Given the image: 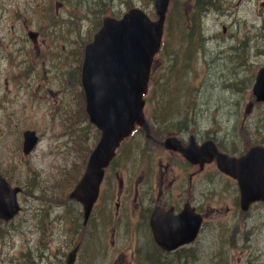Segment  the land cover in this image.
Masks as SVG:
<instances>
[{"label": "rangeland", "instance_id": "374dc122", "mask_svg": "<svg viewBox=\"0 0 264 264\" xmlns=\"http://www.w3.org/2000/svg\"><path fill=\"white\" fill-rule=\"evenodd\" d=\"M105 1L107 15L126 10L121 0H0V173L22 188L20 213L0 223V264H24L28 252L34 264H64L75 247L74 264H154L146 258L157 253L137 251L136 236L118 229L113 207L103 205L107 195L102 194L85 227L80 205L68 198L99 136L85 113L79 73L84 47L103 16L95 9ZM152 4L132 0L153 19ZM194 4L197 0L170 2L181 12L193 10ZM198 5L201 47L192 46L181 82L173 60L175 39L171 54L157 60L145 120L156 126V119L164 117L160 109L165 113L177 104L168 101L178 98L188 113L182 115L179 107L171 112L166 121L174 128L192 126V136L209 135L227 152L242 153L245 142L264 145V104L254 105L243 118L253 100L255 73L264 66V0H198ZM30 30L37 33L33 43L27 38ZM24 130L38 135L27 156L21 152ZM129 142L117 174L132 188L133 182H144L141 132L136 130ZM154 169L146 201L158 196ZM213 184L204 196L217 205L220 216L207 213L192 249L157 254L161 264L177 263L184 253L192 258L190 264H264V206L254 203L244 214L235 210L229 217L231 185L221 178ZM214 190L221 192L215 195ZM217 221L222 225L215 226Z\"/></svg>", "mask_w": 264, "mask_h": 264}, {"label": "water", "instance_id": "95a60500", "mask_svg": "<svg viewBox=\"0 0 264 264\" xmlns=\"http://www.w3.org/2000/svg\"><path fill=\"white\" fill-rule=\"evenodd\" d=\"M168 4L169 0H153L156 20H151L137 7L128 9L118 19L106 16L92 41L85 45L80 83L85 111L89 121L99 129L100 138L88 156L82 176L69 193L70 198L82 205L83 223L87 221L97 198L104 168L115 149L130 134L135 124L146 126L142 114V96L147 90L153 56L160 47ZM252 93L255 101H264V67L256 74ZM251 106L252 103L246 105L245 113ZM37 140L34 131L25 130L23 154H28ZM165 145L176 148L171 139ZM198 149L200 152L192 146L193 163L202 164L215 157L217 167L236 179L242 209H247L251 202L257 200L264 204L263 146L250 147L239 157L219 153L211 140L201 144ZM183 153L191 158L187 152ZM19 191V187L10 186L0 174V220L9 221L18 213L20 206L16 195ZM152 218L154 222V214ZM172 221L175 229L165 230L164 234L152 223L155 241L168 250L193 240L201 218L192 212V222L187 214H180ZM75 250L68 253L66 264L74 263Z\"/></svg>", "mask_w": 264, "mask_h": 264}, {"label": "flooded vegetation", "instance_id": "af4514ba", "mask_svg": "<svg viewBox=\"0 0 264 264\" xmlns=\"http://www.w3.org/2000/svg\"><path fill=\"white\" fill-rule=\"evenodd\" d=\"M166 121V119H161ZM140 128V127H137ZM153 129L164 130L161 134H150L146 136L143 128L142 141L144 156H143V174L140 179L144 182L139 184L137 181L133 182L132 188L127 187L117 174L119 171V156L130 146L128 137L124 140L118 148L115 158L105 170L103 180L100 184L98 199H101L102 194L109 198H104L103 205L114 209V218L118 222V229L122 231L128 230L129 236H136L137 251L139 252H154L162 256L168 254H176L182 251H189L192 249V244L196 242L184 244L174 250H164L158 246L154 240L152 233V223L158 225L159 231L165 233V230L175 229L174 222L166 219V216H176L182 212L192 215V209L201 216L202 222L200 232L204 229L206 222V214L214 212L216 217L220 216V210L216 204L211 205L206 202L204 195L212 191L214 187L213 182L217 179H224L231 185L233 201L232 209L229 212V217H234V211L238 210L239 192L236 181L230 176L222 173L216 166L215 160L209 163L199 164L192 163L191 159L186 158L180 149H172L165 147L162 142L167 137H174L178 141V146L185 149L190 147L192 143L201 144L206 141V136H193L192 126H183L182 128L164 129L153 126ZM151 128H149V133ZM124 146V147H123ZM219 149V148H218ZM219 151H221L219 149ZM153 165V166H152ZM154 168L158 170L156 179V189L158 196L149 198L146 201L145 193L152 189L151 181ZM116 181V182H115ZM117 183V186L115 187ZM115 184V185H114ZM131 191V201L130 198ZM220 190H214V194H219ZM234 208V210H233ZM159 210V220L151 222L152 213ZM226 209L224 210V212ZM123 212V213H122ZM187 222V221H186ZM140 223V228H137ZM173 223V224H172ZM119 224L124 227L120 229ZM215 226H220L222 223L214 222ZM189 225V223H188ZM117 229V228H116ZM115 231L113 227L112 232ZM218 247H220V235H218ZM156 254V255H157ZM149 256V255H148Z\"/></svg>", "mask_w": 264, "mask_h": 264}, {"label": "trees", "instance_id": "16d2710c", "mask_svg": "<svg viewBox=\"0 0 264 264\" xmlns=\"http://www.w3.org/2000/svg\"><path fill=\"white\" fill-rule=\"evenodd\" d=\"M121 1L124 3L126 8H129L132 6V0H121ZM106 4L108 5L106 1L101 2L100 9L96 8L95 10H98V12H100L101 15L108 14L105 12V9H104ZM201 10L202 9L199 7L198 0H197V4H194L193 10L191 8L189 11L185 10L181 12V9H177V8L173 9L172 6L170 5L168 12H167L166 21H165V31H164L165 34H164L163 46L161 48V51L159 52V56L157 54L156 60H157V57L166 59L171 54L172 47L174 44V39H175L176 48L173 51V60L176 61V64L178 65L177 74L179 75V82L184 80L183 74L188 69L189 63L192 59V46L196 45L198 48H200L201 43L203 41V36H202L203 31L200 26V19H199ZM108 11H110L109 6H108ZM184 45L185 47H182ZM185 60H186V63H182V61H185ZM180 87L181 85H179V87L177 86L179 90L181 89ZM168 102L169 103L173 102L177 104L172 106L171 109L165 108L166 109L165 113L162 112V110L160 109L159 116H164L163 118L165 117L169 118V115L171 114V112L175 111L174 109L177 107H179V109H182L184 111L182 115L188 113V109L182 108L183 105L181 104V101L178 98H176L175 100H169ZM262 126H259V127H262ZM259 127H257L255 131H257ZM248 145L249 143L247 144V146ZM0 237H1V232H0ZM152 256L154 259L153 261H157L158 259H160L157 257L156 254H153ZM31 258L32 257H30V253L28 252L26 256L24 257V264H34Z\"/></svg>", "mask_w": 264, "mask_h": 264}, {"label": "bare ground", "instance_id": "6f19581e", "mask_svg": "<svg viewBox=\"0 0 264 264\" xmlns=\"http://www.w3.org/2000/svg\"><path fill=\"white\" fill-rule=\"evenodd\" d=\"M226 247V246H225ZM224 247V248H225ZM153 254H149V256H147L148 258H146L147 259V261L148 262H151V263H154V264H161L162 263V260L161 259H158L157 261H153L154 259H153V256H152ZM185 258V259H184ZM187 257V253H184V257H183V259L181 260V261H179V262H177V263H174V264H190V262L189 261H191L192 260V258H188ZM187 259V260H186ZM156 260V259H155ZM193 262V261H192ZM201 263H203V261H200ZM204 264V263H203Z\"/></svg>", "mask_w": 264, "mask_h": 264}]
</instances>
